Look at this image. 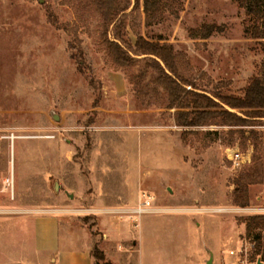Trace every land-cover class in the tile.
Segmentation results:
<instances>
[{"label": "rangeland", "instance_id": "1", "mask_svg": "<svg viewBox=\"0 0 264 264\" xmlns=\"http://www.w3.org/2000/svg\"><path fill=\"white\" fill-rule=\"evenodd\" d=\"M93 1L0 0V32L15 31L27 42L9 49L15 54L10 80L0 43V205L11 201L31 210H71L92 232L98 251L127 247L133 253L130 263L139 264L144 216L123 218L96 206L104 191L113 198L107 202L110 210L137 207L122 201L129 173L137 169L148 173L141 176V200L149 195L156 203L193 207L155 208L151 214L201 210L209 221L203 229L189 224L194 245L201 236L213 248L224 231L231 254L221 264H264V225L247 230L251 217H264V185L250 188L249 208L232 204L234 180L255 157L264 159V119L242 128L219 120L201 128L178 127L177 110L154 84L155 72L142 74L144 56L131 54L135 62L117 68L107 44L116 41L128 49L139 36L171 44L181 76L200 92L239 95L260 75L264 61V39L251 38L246 11L235 0H162L149 14L134 9V0H121L124 11L106 34ZM205 24L226 32L202 40ZM241 131L247 137L257 133V151ZM237 148L250 158L240 167L229 158ZM113 216L137 236L112 244L104 231ZM164 246L171 250L166 239ZM184 257L165 256L164 264H182ZM187 258L189 264L198 259Z\"/></svg>", "mask_w": 264, "mask_h": 264}, {"label": "crops", "instance_id": "2", "mask_svg": "<svg viewBox=\"0 0 264 264\" xmlns=\"http://www.w3.org/2000/svg\"><path fill=\"white\" fill-rule=\"evenodd\" d=\"M15 15L11 13V16ZM14 32L9 29L0 32V43H4L6 49L3 62L9 67L8 80L15 73L12 65L15 54L10 53L12 44L27 43ZM142 175L145 177L148 173H142L137 169L130 171L122 201L136 204L142 202ZM110 199L113 198L104 194V191L97 195L96 206L102 208L101 213L108 214L114 211L110 210L113 209L112 205L107 204ZM4 203L0 205V264H104L106 259L107 264H131L128 257L133 253L127 247L118 250L106 245L107 247L98 251L94 245L92 232L73 215L71 210H31L11 201ZM126 206L119 207L127 208ZM153 206L157 209L192 207L164 204L162 201L153 202ZM178 211L180 212L155 213L143 217L139 264H164L165 256L178 257L182 253L185 256L182 264L186 261L189 264L187 257L193 255L198 258L194 264H221L224 256L231 254V250L226 247L223 240L226 233L224 231L220 233L213 248L210 243L203 241L201 236L197 241V243L200 241L198 246L197 243L194 245L189 224L196 222L197 227L203 229L204 223L209 219L206 215H202L201 210L192 212L195 215H189L191 212L184 210ZM119 218L115 216L107 218L108 227L104 232L105 236H110L109 241L112 244H117L118 240L125 244L133 236H137L128 229V224L122 225ZM165 239L169 242L171 250H167L164 246ZM195 246L197 252L192 251ZM95 252H99L101 260L95 258Z\"/></svg>", "mask_w": 264, "mask_h": 264}, {"label": "trees", "instance_id": "3", "mask_svg": "<svg viewBox=\"0 0 264 264\" xmlns=\"http://www.w3.org/2000/svg\"><path fill=\"white\" fill-rule=\"evenodd\" d=\"M239 7L246 11L253 26L250 36L254 40L264 39V0H235ZM162 0H134V9H144L146 13L154 12ZM94 7L101 15L106 34L124 11L121 0H94ZM49 18L53 24L55 19ZM226 29L217 24H205L200 29L199 38L209 40L213 36L223 35ZM120 37V35H118ZM120 40V39H118ZM109 55L117 68H128L134 62L135 56H144L145 67L142 74L148 70L155 72L154 84L162 88L169 98V108H175V124L181 128H201L214 120H219L226 127H247L264 119V61L260 75L254 76L250 84L242 89L241 94L227 95L222 92H200L197 85L181 76L176 61L174 46L168 43H151L139 36L137 42L128 44V49L116 41L107 40ZM264 51V50H263ZM161 62L164 66H162ZM84 63L79 62V69L83 70ZM190 87V88H189ZM96 107V106H95ZM245 140L255 142L257 151V133L251 131L249 136L241 131ZM232 204L239 208H249L250 188L264 185V159L255 157L252 167L241 173L233 183ZM264 225L263 216L251 217L247 223V230ZM95 258L101 260L99 252ZM264 261V254H263Z\"/></svg>", "mask_w": 264, "mask_h": 264}, {"label": "built area", "instance_id": "4", "mask_svg": "<svg viewBox=\"0 0 264 264\" xmlns=\"http://www.w3.org/2000/svg\"><path fill=\"white\" fill-rule=\"evenodd\" d=\"M230 160L234 163L235 167H240L250 162V158L246 159L241 151L237 148L231 151ZM155 210L153 206V199L149 195H143L142 202L135 208H125L114 210L111 213L120 214L127 218H140L145 215L153 213ZM242 264H249L247 260H242ZM260 263V262H259Z\"/></svg>", "mask_w": 264, "mask_h": 264}, {"label": "water", "instance_id": "5", "mask_svg": "<svg viewBox=\"0 0 264 264\" xmlns=\"http://www.w3.org/2000/svg\"><path fill=\"white\" fill-rule=\"evenodd\" d=\"M259 264H261V263H259Z\"/></svg>", "mask_w": 264, "mask_h": 264}]
</instances>
